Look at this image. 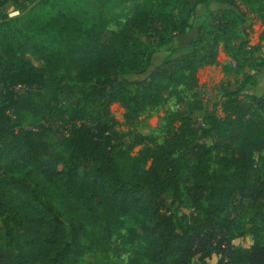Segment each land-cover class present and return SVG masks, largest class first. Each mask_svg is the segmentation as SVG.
<instances>
[{
  "label": "trees",
  "instance_id": "16d2710c",
  "mask_svg": "<svg viewBox=\"0 0 264 264\" xmlns=\"http://www.w3.org/2000/svg\"><path fill=\"white\" fill-rule=\"evenodd\" d=\"M13 1L20 4L0 0V264H79L93 239L110 240L121 217H132L148 242V264H193L198 256L206 264L219 249L218 264H264V244L230 248L229 216L242 204L264 213L257 168L264 93H256L264 67L238 53L256 74L225 94V118L211 117L203 133L211 146L191 143V122L181 118L165 144L145 145L134 157L145 138L127 142L111 113L119 104L136 122L169 88L193 91L199 70L216 65L230 39L222 12H207L189 52L151 69L155 51L188 29L189 17L152 10L160 0H141L119 32L109 23L128 0H37L20 4L26 12L14 19L4 12ZM211 3L245 20L235 0H197L203 8ZM65 83L79 89L71 111L60 102ZM19 86L28 91L18 95ZM249 86L254 93L245 96ZM41 93L45 125L26 128Z\"/></svg>",
  "mask_w": 264,
  "mask_h": 264
},
{
  "label": "rangeland",
  "instance_id": "374dc122",
  "mask_svg": "<svg viewBox=\"0 0 264 264\" xmlns=\"http://www.w3.org/2000/svg\"><path fill=\"white\" fill-rule=\"evenodd\" d=\"M128 1L125 7L113 12L108 30L121 31L133 17L136 4H141V0ZM235 1L246 15L245 20L239 19L228 7L215 3L209 4L207 8L198 5L197 0H160L154 4L152 10L155 12L173 16L183 15L189 17V20L187 36L172 35L170 45L155 51L151 59V69L159 66L171 54L179 56L190 51L187 48L188 41L196 36V30L206 20L207 12H222L223 23L229 27L230 39L220 47L218 63L199 70L198 85L193 91H188L183 86L169 88L160 98H153V102L136 122L127 120L119 104L112 106L111 113L116 122V131L123 135L127 142L137 140L138 136L146 140L142 141V146L134 150L132 154L134 157L145 145L154 148L165 144L168 136L173 135L180 127L181 118H188L191 122L194 134L191 143L211 146L212 140L203 137L204 131L211 128L210 118H225L222 111L226 101L225 94L237 90L246 76L256 74L250 69V62L239 60L238 53L244 52L248 58H253L256 64L264 67V0H258L250 8L240 0ZM4 12L7 15L11 14L14 19L26 12V9L13 1L5 7ZM26 60L37 68L45 67L43 61L30 54L26 56ZM258 80L260 85L256 93L261 95L264 93V73L258 75ZM64 86L60 102L66 110H74L79 103V89L71 83H65ZM253 93L252 87L249 86L245 96ZM32 103L34 112L37 113L27 115L24 126L26 128L44 126L43 108L47 104L44 94L41 93L40 98ZM260 160L257 168L262 174L264 154ZM149 167L150 163L147 168ZM229 216L235 227L230 248L250 249L256 243L264 244V213H258L250 206L242 204L232 207ZM92 242L79 264H148L143 255L148 242L132 217H121L120 224L112 230L107 243H99L96 239ZM218 251L211 259L206 260V264L220 262L224 254L220 249ZM201 260L198 256L193 264H202Z\"/></svg>",
  "mask_w": 264,
  "mask_h": 264
},
{
  "label": "built area",
  "instance_id": "2783aa9c",
  "mask_svg": "<svg viewBox=\"0 0 264 264\" xmlns=\"http://www.w3.org/2000/svg\"><path fill=\"white\" fill-rule=\"evenodd\" d=\"M35 1H37V0H18V2L20 3V4H23L24 6H31L32 4H33V2H35ZM18 13V12H17ZM19 14V13H18ZM8 16L10 17V18H12L13 16H11V14H8ZM16 93H18V95H20L22 92H24V91H28V88H26V87H22V86H19V87H17L16 88ZM64 134L66 135V136H68V134H67V132H64Z\"/></svg>",
  "mask_w": 264,
  "mask_h": 264
}]
</instances>
